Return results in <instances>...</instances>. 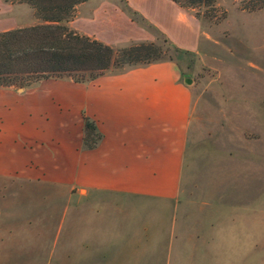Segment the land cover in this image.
<instances>
[{"label":"rangeland","instance_id":"obj_1","mask_svg":"<svg viewBox=\"0 0 264 264\" xmlns=\"http://www.w3.org/2000/svg\"><path fill=\"white\" fill-rule=\"evenodd\" d=\"M26 6L16 14L40 24ZM193 14L210 41L200 54L155 43L193 92L176 201L92 203L63 185L1 182L13 264H264V0Z\"/></svg>","mask_w":264,"mask_h":264},{"label":"crops","instance_id":"obj_2","mask_svg":"<svg viewBox=\"0 0 264 264\" xmlns=\"http://www.w3.org/2000/svg\"><path fill=\"white\" fill-rule=\"evenodd\" d=\"M21 7L31 11L0 0V33L33 24L16 14ZM69 26L114 48L167 40L197 55L210 44L193 9L171 0H86ZM185 79L166 59L83 84L0 89V183L63 185L92 203L176 201L193 109ZM85 117L101 135L92 149L83 147ZM9 219L0 218V264L20 254L4 236Z\"/></svg>","mask_w":264,"mask_h":264},{"label":"trees","instance_id":"obj_3","mask_svg":"<svg viewBox=\"0 0 264 264\" xmlns=\"http://www.w3.org/2000/svg\"><path fill=\"white\" fill-rule=\"evenodd\" d=\"M6 1L31 7L40 24L0 33V89H27L50 79L83 84L107 72L164 60L162 47L153 42L114 48L74 31L69 22L75 7L86 0ZM171 1L192 9L214 3V0ZM162 42L172 47L167 40ZM100 140L94 122L85 117L83 147L95 148Z\"/></svg>","mask_w":264,"mask_h":264},{"label":"water","instance_id":"obj_4","mask_svg":"<svg viewBox=\"0 0 264 264\" xmlns=\"http://www.w3.org/2000/svg\"><path fill=\"white\" fill-rule=\"evenodd\" d=\"M185 83H186V84H190V83H191V80L188 79V78H186V79H185Z\"/></svg>","mask_w":264,"mask_h":264}]
</instances>
